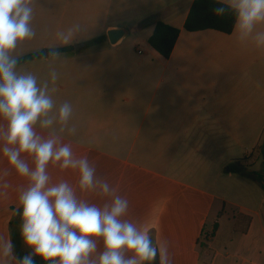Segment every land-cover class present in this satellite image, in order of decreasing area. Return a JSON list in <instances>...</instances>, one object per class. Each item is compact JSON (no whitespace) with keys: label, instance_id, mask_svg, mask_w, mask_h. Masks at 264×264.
<instances>
[{"label":"crops","instance_id":"0c3cea01","mask_svg":"<svg viewBox=\"0 0 264 264\" xmlns=\"http://www.w3.org/2000/svg\"><path fill=\"white\" fill-rule=\"evenodd\" d=\"M193 2L36 0L32 21L36 37L17 51L20 57L42 55L20 67L31 63L30 69L22 70L40 79L47 78L50 63L56 68V88L66 92H55L54 98L58 104H72V123L77 127L75 135H64V143L77 156H87L96 175L129 200L125 219L146 226L157 244L168 242L172 264H264L260 184L258 190L243 188L241 202L218 193L240 173L229 166L248 163V157L240 160L233 155L235 144L250 127L262 124V97L248 94L247 89L249 84L262 88L264 51L239 43L234 30L231 34L185 30ZM157 21L181 30L167 58L148 43ZM144 22H149L150 33L143 51L120 43L123 38L110 43L108 30L137 32ZM75 24L84 26L87 35L60 46L55 33ZM53 47L63 53L58 60L49 55ZM73 70L78 71L72 74ZM49 173L52 183L77 184L74 170L50 165ZM26 186V178L16 174L0 153V240L11 239L10 222L19 207V192ZM77 194L98 205L106 199L93 192ZM218 199L225 206L214 220L218 229L204 252L199 238ZM239 215L250 218L245 231L242 224L234 228ZM220 216H227L232 224L228 247L215 248Z\"/></svg>","mask_w":264,"mask_h":264},{"label":"clouds","instance_id":"9594fccd","mask_svg":"<svg viewBox=\"0 0 264 264\" xmlns=\"http://www.w3.org/2000/svg\"><path fill=\"white\" fill-rule=\"evenodd\" d=\"M35 3L0 0V153L27 180L15 214L21 219L22 241L31 250L18 258L13 241L0 240V261L35 264L39 257L44 264H172L168 242L157 244L146 226L125 219L129 200L96 175L87 156H77L64 143V135H75L77 127L72 123V104H58L54 98L56 68L50 63L45 79L20 69L17 50L37 34L32 24ZM213 5L214 16L232 17L239 43L264 51V0H213ZM87 33L75 24L57 31L55 38L60 46H68ZM59 49L49 50L53 60L63 55ZM50 165L74 170L77 184L52 183ZM78 190L106 199L102 205L89 203Z\"/></svg>","mask_w":264,"mask_h":264},{"label":"rangeland","instance_id":"374dc122","mask_svg":"<svg viewBox=\"0 0 264 264\" xmlns=\"http://www.w3.org/2000/svg\"><path fill=\"white\" fill-rule=\"evenodd\" d=\"M182 19L178 18L174 22L180 23ZM149 22H144V26L137 32H134L131 30V28H128V33L123 37L120 43L127 45V46H136L139 50L143 51L147 48V43L144 41L145 37L150 33L149 25H147ZM141 38V39H140ZM119 43V44H120ZM261 57V64L263 66V82H262V88L260 90L259 85L256 86L254 84H249L247 92L248 94L255 92L258 95H261L262 97V103H263V117L261 118V122L263 126L256 125L249 128V131L242 135L240 140L235 144L233 148V155H236L235 157L239 158L240 160L244 157H248L246 160L248 163L244 166V169L242 172L235 174L234 178L231 180H227L226 184L221 186V189L218 191V193L225 195L227 198L241 202L242 201V189H248V190H258L260 189L258 181L253 177L254 171H261L262 169V157L259 152V145L261 143V136L264 131V52L262 53ZM245 60L247 62L249 61L248 56H245ZM71 63L74 65V62L71 61ZM29 64V63H28ZM31 64V63H30ZM27 65V63L24 65H21L20 69H30L32 65ZM247 68V69H246ZM250 69V65L248 64L247 67L244 68V75L248 76L246 72ZM78 71V70H77ZM77 71H72V74H75ZM250 83V81H249ZM57 94H61L62 92L65 93V90H61L57 88ZM236 162L232 163L229 167L233 168L236 165ZM248 187V188H247ZM217 191V190H216ZM222 200L218 199L211 211L209 220L207 222L206 231L211 232L214 220L218 219L219 213L222 209ZM231 207L227 206V210L230 212ZM220 229L218 231V235L215 238L213 242V247L215 248H221L223 246H226L228 243V237L231 230V221L227 219V216H220ZM242 227L245 225V221H241ZM203 243V242H202ZM228 247V246H226ZM205 252V250H203Z\"/></svg>","mask_w":264,"mask_h":264},{"label":"trees","instance_id":"16d2710c","mask_svg":"<svg viewBox=\"0 0 264 264\" xmlns=\"http://www.w3.org/2000/svg\"><path fill=\"white\" fill-rule=\"evenodd\" d=\"M213 0H194L191 9L187 15L184 23V29L187 31H200L205 29H213L226 34L233 32V19L230 16L216 17L213 15L211 8L213 7ZM181 30L178 27L167 24L163 21H157L153 30V33L148 38V43L163 57H169L174 49L175 43L179 37ZM42 54H26L21 56V62L32 60L39 57ZM259 152L262 157V169L261 171H254L253 177L258 181L261 188L264 191V131L261 136V143L259 145ZM246 159V157H245ZM236 166L231 168L233 172H242L244 164L241 161H237ZM225 206V203L223 204ZM235 230L238 229L242 223L248 224L250 218L248 216L239 215L236 216ZM20 216L14 214L13 219L10 222L11 239L15 245V254L18 258H23L31 250L27 248L20 236ZM244 228V227H243ZM218 224L214 223L212 231L208 232L203 229L201 237L199 238V245L203 250L208 249L209 241L214 237ZM246 229L244 228V231ZM203 242V243H202ZM35 264H44L39 258L35 257Z\"/></svg>","mask_w":264,"mask_h":264},{"label":"water","instance_id":"95a60500","mask_svg":"<svg viewBox=\"0 0 264 264\" xmlns=\"http://www.w3.org/2000/svg\"><path fill=\"white\" fill-rule=\"evenodd\" d=\"M127 33V29L116 28L108 30L107 36L111 44H117L125 35H127Z\"/></svg>","mask_w":264,"mask_h":264}]
</instances>
